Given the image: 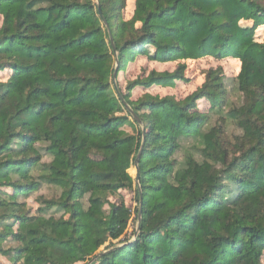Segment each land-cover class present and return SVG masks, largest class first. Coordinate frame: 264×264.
I'll list each match as a JSON object with an SVG mask.
<instances>
[{
  "label": "trees",
  "instance_id": "obj_1",
  "mask_svg": "<svg viewBox=\"0 0 264 264\" xmlns=\"http://www.w3.org/2000/svg\"><path fill=\"white\" fill-rule=\"evenodd\" d=\"M127 1L0 0V257L263 264L264 0H135L126 19ZM113 46L116 80L138 58L177 64L117 84L139 120L115 94ZM209 57L239 68L243 103L224 112L241 131L234 141L223 126L205 129L227 106L222 68L184 99L150 92L189 82L187 63ZM143 141L137 183L129 170ZM43 184L58 195L39 197L32 215L20 200Z\"/></svg>",
  "mask_w": 264,
  "mask_h": 264
},
{
  "label": "rangeland",
  "instance_id": "obj_2",
  "mask_svg": "<svg viewBox=\"0 0 264 264\" xmlns=\"http://www.w3.org/2000/svg\"><path fill=\"white\" fill-rule=\"evenodd\" d=\"M96 3L97 0H94ZM134 3L135 0H128L127 1V8L125 10V18L130 19L132 17V14L134 12ZM2 25V18L0 16V26ZM259 34L261 33L264 35V27H261L258 30ZM187 71L185 73V76L189 79V82H178L177 85L174 88L170 89H151L150 92L154 95H160V96H167V95H174L178 99H184L191 93H193L196 89H198L205 81L206 74L210 70H217L219 68H222L223 76H225L224 80V86H225V97L227 99V106L225 109H223V113H214L210 115V119L208 122L207 127L205 128L208 130L209 128L213 126H223L227 137L234 141V137L239 136L241 134V131L237 129V127L230 121V119H227V114L224 112H227L229 110V107H240L243 103L242 95L238 91L237 81L236 77L238 75L239 68L236 66V63L231 59L226 60H218L212 57L202 59L199 61H191L188 62ZM177 67V64H160V63H151L148 62L145 58H138L135 63H132L128 66L127 70L124 72H121L119 74L118 79L116 80L118 86L122 88L123 91H125L126 85L128 82L136 79L139 75L143 74L144 71L150 72L152 70H157L159 72L163 71H174ZM9 73L6 71L2 74H0V77L3 79L8 78ZM144 94V91L142 89H136L133 92V99L136 100L140 96ZM199 109L202 111H209V105L206 101L202 100L198 102ZM225 110V111H224ZM194 141L192 139H188L185 142V147L188 150H191V153L196 154L197 158L199 155H197V152L192 149V146L194 145ZM183 151L177 156L178 158L184 157ZM46 160V159H45ZM129 173L131 176L135 177V167H132L129 170ZM9 191V190H8ZM58 195V190L48 186L46 184H43L40 188V190L36 193L31 194L29 197L21 198L20 202L25 203L27 205L26 208L30 210V213L32 215L37 214V209L39 208L37 200L39 197L44 196L48 199L54 198ZM121 200H123L126 203L127 208H129L132 212L135 211L136 208V201L135 196L132 191H123L121 192ZM110 201H115V197H111ZM130 232L131 230L136 227L137 223L134 220V214L131 213L130 221ZM13 246V245H11ZM262 263L264 264V257L262 260ZM0 264H8V261L4 257H0Z\"/></svg>",
  "mask_w": 264,
  "mask_h": 264
},
{
  "label": "water",
  "instance_id": "obj_3",
  "mask_svg": "<svg viewBox=\"0 0 264 264\" xmlns=\"http://www.w3.org/2000/svg\"><path fill=\"white\" fill-rule=\"evenodd\" d=\"M97 12H98V15L102 21V23L108 28V25H107V22L102 14V11H101V8L100 6L98 5V9H97ZM110 34V39L112 41V36H111V33L109 32ZM113 44V42H112ZM113 52L115 54V59H116V67H115V70H114V73H113V78H112V82H113V88L115 90V94L117 96V98L120 100V102L122 104H124L126 106V108L131 112V114L134 116V118L136 120H139L138 117L133 113V111H131V109L127 106L124 98H123V95L121 94V92L119 91L118 87H117V83H116V78H117V71H118V62H117V51H116V48L113 46ZM143 145H144V141L142 143V146H141V149L139 151V154H138V157L135 161V180L136 182L138 183L139 182V175H140V170H139V167H138V164H139V159H140V155H141V152H142V148H143ZM141 215H142V196L140 195V202H139V219L141 218ZM97 258H93L88 264H92Z\"/></svg>",
  "mask_w": 264,
  "mask_h": 264
}]
</instances>
